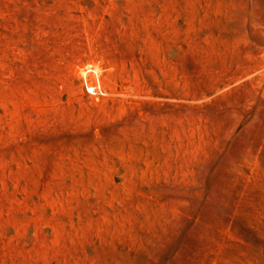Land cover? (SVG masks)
<instances>
[{
    "label": "rangeland",
    "instance_id": "374dc122",
    "mask_svg": "<svg viewBox=\"0 0 264 264\" xmlns=\"http://www.w3.org/2000/svg\"><path fill=\"white\" fill-rule=\"evenodd\" d=\"M188 252L264 264V0H0V264Z\"/></svg>",
    "mask_w": 264,
    "mask_h": 264
},
{
    "label": "crops",
    "instance_id": "0c3cea01",
    "mask_svg": "<svg viewBox=\"0 0 264 264\" xmlns=\"http://www.w3.org/2000/svg\"><path fill=\"white\" fill-rule=\"evenodd\" d=\"M187 233L188 234L185 236V238L182 239V242L186 243L187 247L189 248V246H191V243L195 241V237L189 235L192 232L188 231ZM188 251H190V249H188ZM190 253L191 252H188L186 256L180 258L181 264H195V257L193 256V254Z\"/></svg>",
    "mask_w": 264,
    "mask_h": 264
},
{
    "label": "built area",
    "instance_id": "2783aa9c",
    "mask_svg": "<svg viewBox=\"0 0 264 264\" xmlns=\"http://www.w3.org/2000/svg\"><path fill=\"white\" fill-rule=\"evenodd\" d=\"M94 90H96V88H95V87L93 88V91H94Z\"/></svg>",
    "mask_w": 264,
    "mask_h": 264
}]
</instances>
